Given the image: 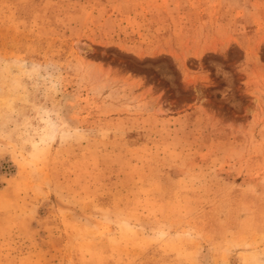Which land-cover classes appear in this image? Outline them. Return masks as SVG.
<instances>
[{
  "label": "rangeland",
  "instance_id": "374dc122",
  "mask_svg": "<svg viewBox=\"0 0 264 264\" xmlns=\"http://www.w3.org/2000/svg\"><path fill=\"white\" fill-rule=\"evenodd\" d=\"M0 264H264V0H0Z\"/></svg>",
  "mask_w": 264,
  "mask_h": 264
},
{
  "label": "bare ground",
  "instance_id": "6f19581e",
  "mask_svg": "<svg viewBox=\"0 0 264 264\" xmlns=\"http://www.w3.org/2000/svg\"><path fill=\"white\" fill-rule=\"evenodd\" d=\"M66 105V104H65ZM63 120L65 122V125L69 126V127H75L77 126V121H76V117L73 116V113L71 112L70 108L68 109V107L63 108ZM64 124V123H63ZM207 255V253H206ZM208 260V259H207ZM206 261V260H205ZM207 263V262H206Z\"/></svg>",
  "mask_w": 264,
  "mask_h": 264
}]
</instances>
